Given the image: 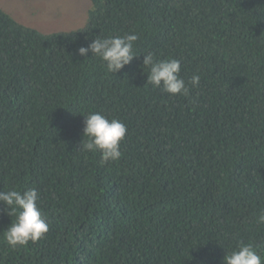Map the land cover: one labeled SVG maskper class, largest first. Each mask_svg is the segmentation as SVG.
<instances>
[{
  "label": "trees",
  "instance_id": "16d2710c",
  "mask_svg": "<svg viewBox=\"0 0 264 264\" xmlns=\"http://www.w3.org/2000/svg\"><path fill=\"white\" fill-rule=\"evenodd\" d=\"M90 1L55 30L0 4V191L38 189L50 225L12 248L0 202V264H224L241 241L264 254V0ZM131 33L139 55L117 73L78 54ZM148 52L199 87L147 84ZM96 111L127 125L103 165L78 150Z\"/></svg>",
  "mask_w": 264,
  "mask_h": 264
},
{
  "label": "clouds",
  "instance_id": "9594fccd",
  "mask_svg": "<svg viewBox=\"0 0 264 264\" xmlns=\"http://www.w3.org/2000/svg\"><path fill=\"white\" fill-rule=\"evenodd\" d=\"M84 1L87 4L85 16L87 17L92 8V2ZM138 39L139 35L136 33L106 38L96 37L89 44L80 46L78 54L88 57L91 52L105 62L109 73L114 74L137 58L139 54L135 51V43ZM142 67L144 71L145 68L148 69L147 84L161 88L163 92L173 96H189V84L191 87L200 85L198 74H194L190 81H185L180 75L181 61L177 58L157 59L154 53L148 52L144 54ZM126 133L127 125L123 121L117 118L110 119L102 112H89L85 114L83 128V135L88 139L82 140L78 150L99 152L102 165L119 160L122 156L121 142ZM39 199L40 193L36 188H28L24 191L16 189L0 191V202L5 205L3 211L11 217H16L3 231L4 240L8 246L16 248L25 246L30 241L36 243L49 231L50 225L39 206ZM256 222L264 224V211L260 212ZM223 260L224 264H264V254L259 253L251 243L241 241L230 254L227 253L224 256Z\"/></svg>",
  "mask_w": 264,
  "mask_h": 264
},
{
  "label": "rangeland",
  "instance_id": "374dc122",
  "mask_svg": "<svg viewBox=\"0 0 264 264\" xmlns=\"http://www.w3.org/2000/svg\"><path fill=\"white\" fill-rule=\"evenodd\" d=\"M0 4L16 16L22 15L25 19L32 16L31 19L36 21L40 19L39 26L48 30L78 23L87 12L84 0H0Z\"/></svg>",
  "mask_w": 264,
  "mask_h": 264
}]
</instances>
